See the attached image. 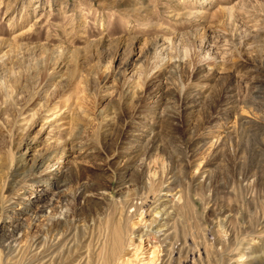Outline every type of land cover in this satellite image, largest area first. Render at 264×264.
I'll list each match as a JSON object with an SVG mask.
<instances>
[{
	"label": "rangeland",
	"instance_id": "rangeland-1",
	"mask_svg": "<svg viewBox=\"0 0 264 264\" xmlns=\"http://www.w3.org/2000/svg\"><path fill=\"white\" fill-rule=\"evenodd\" d=\"M110 210L113 264H264V0H0V264Z\"/></svg>",
	"mask_w": 264,
	"mask_h": 264
},
{
	"label": "bare ground",
	"instance_id": "bare-ground-1",
	"mask_svg": "<svg viewBox=\"0 0 264 264\" xmlns=\"http://www.w3.org/2000/svg\"><path fill=\"white\" fill-rule=\"evenodd\" d=\"M73 177V173L70 172L68 177L64 179L67 181L68 179ZM150 199V198H149ZM131 205V203L123 202L121 203V209L126 206ZM184 209L183 206L178 207V210ZM89 211L85 214V220L88 227L89 218L91 214L94 212V209L90 207ZM175 211H177L175 209ZM102 215V217H101ZM113 211H108L107 213L103 212V214H97V217L91 220L94 225V230L98 232V241L102 237L103 242L101 243V247L97 253V264H113L120 257L124 247L128 243L126 239V235L128 233V228L126 224H121L120 220L117 222L114 217ZM101 218V219H100ZM96 223L98 226L96 227ZM96 227V228H95ZM43 235L39 238L35 239L33 243L30 245L29 249L35 246V249L39 247L40 251L33 254L31 251L23 256L21 255L20 262L18 264H32L37 262L40 264V261L50 257L46 263L48 264H68L71 259L72 249L75 247V242H78L77 233L65 222V219H53L51 221L50 226L47 229H44ZM61 236L62 240L67 239V246L64 243L63 248H60L61 243H54L49 241V236ZM69 240V241H68ZM97 241V242H98ZM73 243L72 247L69 248V244ZM77 245V243H76ZM17 246L15 245V234L10 236L4 242H0V252L4 253V257L8 259V256L14 253V250ZM18 252V251H17Z\"/></svg>",
	"mask_w": 264,
	"mask_h": 264
}]
</instances>
